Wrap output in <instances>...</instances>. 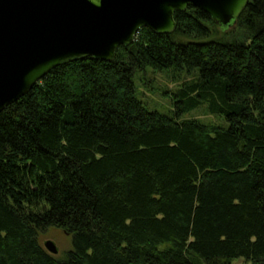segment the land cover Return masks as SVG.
<instances>
[{"label": "trees", "instance_id": "trees-1", "mask_svg": "<svg viewBox=\"0 0 264 264\" xmlns=\"http://www.w3.org/2000/svg\"><path fill=\"white\" fill-rule=\"evenodd\" d=\"M175 20L0 113V264H264V0L226 28L193 6ZM148 69L179 83L171 115L137 97ZM200 108L227 126L182 119Z\"/></svg>", "mask_w": 264, "mask_h": 264}, {"label": "water", "instance_id": "water-1", "mask_svg": "<svg viewBox=\"0 0 264 264\" xmlns=\"http://www.w3.org/2000/svg\"><path fill=\"white\" fill-rule=\"evenodd\" d=\"M249 0H0V113L26 96L53 69L94 57L112 62L141 29L170 35L176 12L189 6L221 28ZM52 255L53 241L44 244Z\"/></svg>", "mask_w": 264, "mask_h": 264}, {"label": "rangeland", "instance_id": "rangeland-1", "mask_svg": "<svg viewBox=\"0 0 264 264\" xmlns=\"http://www.w3.org/2000/svg\"><path fill=\"white\" fill-rule=\"evenodd\" d=\"M172 75L173 72L170 70L156 72L153 69H148L146 72L138 73L134 80L137 87V97L150 110L158 111L159 113L165 115H171L172 111H174L173 94L179 88V83L172 81ZM189 118H197L205 122H213L227 126L226 123L223 124L219 117L206 115L205 108H200L182 115V119ZM47 241H53L55 243L59 250V254L57 255L58 257H61L72 247L71 237L56 228H50L40 235V242L43 246ZM234 263L241 264L243 261L237 260Z\"/></svg>", "mask_w": 264, "mask_h": 264}]
</instances>
